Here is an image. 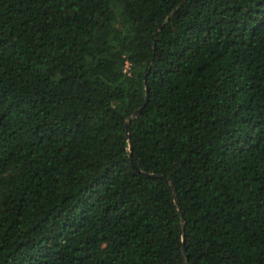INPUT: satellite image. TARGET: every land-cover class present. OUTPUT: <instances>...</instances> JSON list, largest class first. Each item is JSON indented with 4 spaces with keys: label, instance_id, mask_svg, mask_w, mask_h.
Returning a JSON list of instances; mask_svg holds the SVG:
<instances>
[{
    "label": "trees",
    "instance_id": "16d2710c",
    "mask_svg": "<svg viewBox=\"0 0 264 264\" xmlns=\"http://www.w3.org/2000/svg\"><path fill=\"white\" fill-rule=\"evenodd\" d=\"M179 1L0 0V264H264V0Z\"/></svg>",
    "mask_w": 264,
    "mask_h": 264
},
{
    "label": "water",
    "instance_id": "95a60500",
    "mask_svg": "<svg viewBox=\"0 0 264 264\" xmlns=\"http://www.w3.org/2000/svg\"><path fill=\"white\" fill-rule=\"evenodd\" d=\"M185 0H180L178 2V4L176 5V7L171 11V13L168 15L167 19L165 22H167L172 16L173 14L177 11V9L182 5V3L184 2ZM148 98V89H146V100ZM141 109H138L136 111L133 112V116H136L140 113ZM127 137H129V135L127 134ZM183 217V216H182ZM185 252V250L183 249V253Z\"/></svg>",
    "mask_w": 264,
    "mask_h": 264
}]
</instances>
